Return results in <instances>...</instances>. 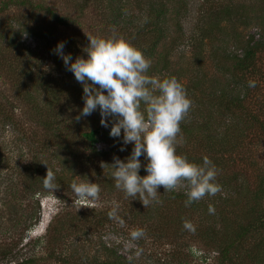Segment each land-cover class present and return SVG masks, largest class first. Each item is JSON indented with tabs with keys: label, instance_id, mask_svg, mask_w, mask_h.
<instances>
[{
	"label": "rangeland",
	"instance_id": "rangeland-1",
	"mask_svg": "<svg viewBox=\"0 0 264 264\" xmlns=\"http://www.w3.org/2000/svg\"><path fill=\"white\" fill-rule=\"evenodd\" d=\"M4 1L9 3L2 9ZM109 1L0 0V29H7L9 34L17 38L21 47L32 51L29 63L38 69L42 81L32 84L29 90L37 97L38 104L46 109L45 113L54 106L62 118L71 121L84 104L82 97L68 96L69 89H72L70 84L77 83L82 88L83 85L76 81L71 71L66 70L63 60L53 53L58 42H65L64 52L71 54L73 60L77 56L87 55L83 52L89 43L86 33L96 37H123L143 51L150 37L137 33L134 23L141 22L132 21L136 16L142 17L141 14H145L152 1L167 2L120 0L123 16L117 20L125 18L126 21L118 24L115 23V14L118 12H112L108 6ZM183 3V36L174 30V22L170 20L168 25L173 32L157 46V53L151 56L143 51L145 57L151 60L147 74L151 75L150 71H153L152 67L161 58L169 38L174 33L176 37H181L172 50L170 60L173 76L185 86L192 100L189 114L182 122L188 123L194 129V134L189 138L182 131L184 142L178 145L191 155L208 158L219 155L203 141L207 133L217 134L226 127L233 128L237 122L253 120L255 125H251L245 137H240L239 142L234 138L237 145L232 142V149L227 153L230 158L226 157L227 161L223 159L224 164L216 165L219 170L216 182L222 186V192L204 198L211 205L225 208L229 218H232L233 210L241 218V206L225 204L223 196H236L234 188L240 183L252 191L259 182V176L264 175V50L258 53L255 68L244 75L234 68L235 62L229 55L241 53L237 41L240 44L250 37L264 39V0H183ZM169 4L174 9L178 2L170 0ZM221 5L248 6V17H241L245 11L233 13L230 17L222 14L214 17L213 13L219 14ZM43 6L52 8L67 22L52 16ZM220 17V25L214 26ZM203 35L206 37L201 42L200 37ZM6 45L7 42L0 38L1 49ZM11 56V60L17 57L14 52H11ZM153 74L161 80L171 77L165 71L160 75L155 72ZM24 79L19 71L13 75L0 70V264H15L16 261L28 258L27 264H94V260L111 261L113 257L105 253V245L116 247L119 254L132 259L134 264H163L161 260L165 258L172 264H216V253L195 237L196 233L192 236L188 233L182 235V227L176 223H172V227L164 233L158 225L160 222L147 217L146 210L150 206L146 209L138 202L139 199H126L123 191L106 188L104 181H114L110 173L113 170H108L111 166H101L105 164L102 157L89 156L88 148H82L86 157L83 154L78 159L69 156L71 171L66 167L63 174L65 178L73 176L78 183L88 179L92 183L101 184L100 198L91 207L81 206V201L72 189L41 193L31 190L28 193L23 165L40 152L41 143L37 142L49 139L51 134L32 119V103L17 94L16 85H26ZM249 81H255L254 88L248 86ZM223 88L241 90L244 106L231 105L227 108L226 103L218 97L219 90ZM7 110H10L13 120L4 125L1 119ZM122 135L120 139L112 138V142L101 139L97 144L98 150L124 160L129 152L120 150ZM129 146L124 147L129 149ZM52 150L46 149L44 154H39L42 158L40 160L43 166L56 162L60 170L59 166L63 165L53 157ZM176 191H187V188L181 187ZM116 204L120 206L119 216L124 221L123 226L108 216ZM92 208H95L93 213L96 217L104 220L103 223L98 221L97 226L89 221L88 215L92 213ZM177 209L178 202H169L165 207V211L175 213L176 216ZM160 210L163 212L164 208ZM60 228L61 235L58 236ZM135 229H144L146 235L133 240L130 234ZM5 243H8L6 251L10 249V243L17 244L13 255L4 256ZM180 251L186 254L182 263L177 258Z\"/></svg>",
	"mask_w": 264,
	"mask_h": 264
},
{
	"label": "trees",
	"instance_id": "trees-1",
	"mask_svg": "<svg viewBox=\"0 0 264 264\" xmlns=\"http://www.w3.org/2000/svg\"><path fill=\"white\" fill-rule=\"evenodd\" d=\"M84 1L86 2L88 0ZM169 1L170 0H167V2L152 1L148 4L145 14H141L142 17L136 16V18L132 21L141 22L140 24L134 23V26L137 27V33H141L147 38L150 37V42L147 48L145 50L143 49V51L151 56H154L157 53V46L162 42V40H166L168 36L172 34L173 29H171L168 25L170 20H172V23L174 22V30L177 31L181 37L183 36V27L181 24V14L185 7L183 0H177L178 4L174 9L170 7ZM8 3V1H4L2 9L7 7ZM122 5L123 4L120 2V0H110L108 3V6L111 7L112 12H118V14H115V23L118 24H120L122 21H126L125 18L119 21L117 20L119 16H123V12H120ZM43 7L52 16L60 19V21L64 23L67 22L66 18L62 19V17H59L52 8L48 6ZM242 7L240 5H221L218 9L219 14L213 13V16L215 17L222 14L224 16L230 17L233 13H241L245 11L246 13H241V17L246 19L248 17L247 9H249V7L245 6L244 10ZM124 15H126V13ZM145 17L147 18V23H144ZM241 17L240 20L244 21V19ZM221 20L222 19L220 17L214 26L218 27ZM11 26H13L12 23ZM181 37H176V33H174V35L169 38V42L161 52V58H159L157 64L152 67L153 71H150V76L154 77L155 74H153V72L160 75L162 71H165L170 74L169 76L173 77L174 74L172 72L170 55L172 50L176 47V42H178ZM205 37L206 36L204 35L200 37V41L203 42ZM0 38L7 42V45L3 49L0 47V70H5L8 74L11 73L13 75L19 71L20 75L25 77L24 82L26 85H16L18 86L16 87L17 94H19L23 100H27L32 103V119L43 125L51 134L49 139H43V142H37L38 144L41 143L39 144L40 152L38 155H34L33 159L30 160L29 163L23 165L26 191L28 193H30L31 190H34L35 193L48 191L43 187V177L46 175L47 166H43L40 160L42 159L40 157L41 155H39L44 154V150L46 149L52 148L53 150L51 151V154L56 159V161H58V163L63 165L59 166L60 170L57 169L56 162H52L51 165L48 166L56 175V183L60 185L58 191L61 189H71L72 183L79 184L78 180H76L73 176L65 178L63 173L66 172V170H64L66 167H68L67 170L71 171L69 164L71 159L69 156L78 159L82 158L83 154L86 157V154L82 150L83 147L88 148L89 156L102 157L105 160V166H110L107 164H111L113 162L115 155H109L106 152L98 150L97 144L99 141H101V139H104L103 141L112 142V137L109 135L111 129V118H109V126L106 128L100 123L101 117L99 116L98 110L93 112L90 116L80 119L79 122L75 121V119L70 121L66 120L67 118H62L61 114L58 113L55 108H53L54 106H51V108H49V110L45 113V108L43 109L42 106L38 104L37 97L35 95L33 96L32 91L29 90V87H31L32 84H38V82L42 81L40 80L41 77L38 75V69L32 67L29 63L32 51L25 50V48L21 47L20 43L17 41V38L12 34H9L7 29H0ZM237 44L238 48L241 49V53H236L229 56L235 62L234 68L241 72V75H244L246 72L255 68L258 53L264 50V39H255L254 37H250L244 43L240 42L239 44V41H237ZM11 52H14L17 56L12 58V60L10 58L12 57ZM24 62L26 63L25 65H23ZM70 85L72 89H69V98L82 97L83 99L82 86H78L77 83H72ZM232 86L234 85L232 84ZM219 92L220 93L218 94V97H220L221 102L226 103L227 108L231 107V105L241 107L244 106L241 97V90L238 91L236 88V90L233 91L228 88H223L220 89ZM34 102L37 103L34 104ZM48 106L50 105L48 104ZM82 108L83 106L80 107L79 112L82 110ZM0 110H2L1 105ZM252 118H255L257 121L255 116H252ZM1 120L3 121L4 125L13 120L10 110L3 112ZM248 121L250 122H247V120H243L239 123L237 122L236 124H233V128L226 127L223 132L221 131L217 134L207 133V136L203 138V141L210 149L220 153L219 155H211V157H209V159L213 157L212 161L215 165L224 164L223 159L226 160V157L230 158V155L227 153L232 149V142L237 145V142L234 138H237L239 142L242 137L246 136L247 131L252 128L251 125H255L252 122L253 120L250 119ZM182 131L186 133L189 138H191V136L194 134V129L185 122H181V132ZM131 146L133 145L130 144L129 149L125 148V151L129 152L125 159L132 152L133 147ZM177 153L187 156L190 161L197 164L203 163V156L200 157L191 155L183 148L177 147ZM140 160L142 165L147 163V160L144 156H141ZM108 170L113 169L110 168ZM139 171L140 175L147 174L146 169L143 166ZM85 182L91 181L85 179ZM103 184L106 188H110L111 190H115L116 188L115 180H106ZM243 185L244 184L240 183L234 188L236 196H223L225 204L233 203L235 207L241 206V218L235 210L232 211V218H229L227 215V210H225V208L221 209L220 206H216V204L212 205L215 208V213L210 214L209 205H211V203L205 199H202L199 202H194L191 204V206L186 207V191L174 190L171 192H164L163 187L158 189L160 192L159 200L161 201L162 206L154 202L150 205V208L146 210V215L149 219H156L157 222H160L158 225L161 229L163 228L164 233L169 227H172V223H176L178 226L182 227V235L188 233L192 236L194 235L193 233L183 228L185 220L192 222L196 226L195 233L197 235L195 237L202 240L210 250H213L216 253V264H264V175L259 176V182L252 191L246 188L247 185ZM237 196L238 198H236ZM169 202H178L177 216L175 213L173 214L165 211V207L169 205ZM161 208H164L163 212L160 210ZM94 209L95 208H92V213H90L93 215L89 214L88 217L90 218L89 221L97 226L98 224L96 225V223H98V221L103 223L104 220H102L100 217H96V214L93 213ZM57 233L58 236L59 234L61 235V228ZM58 236H55V238L58 239ZM180 237L181 236H179V238ZM7 245L8 243L4 244V256L13 255L15 253V247L17 244L10 243V249L6 251L5 246ZM104 249L105 253L108 254L109 257H113V259L111 261L109 259H106V261L94 260L92 263L134 264L132 259H128L119 254L116 247L109 248L105 245ZM180 253H178L177 258H179V262L182 263V261L185 260L186 254L182 251H180ZM167 259L168 258L161 260L163 261V264H172L171 261L169 262ZM27 263H29V258L15 262V264Z\"/></svg>",
	"mask_w": 264,
	"mask_h": 264
},
{
	"label": "clouds",
	"instance_id": "clouds-1",
	"mask_svg": "<svg viewBox=\"0 0 264 264\" xmlns=\"http://www.w3.org/2000/svg\"><path fill=\"white\" fill-rule=\"evenodd\" d=\"M147 22L145 17L144 23ZM86 36L89 41L83 48L86 56H77L73 60L71 54H65L63 41L57 43L53 53L83 85L84 104L75 120L79 122L99 110L103 127L109 126L111 118L109 135L112 138L120 139L123 133L120 150L124 151L128 144L133 145L125 160L114 156L113 162L107 164L113 169L115 187L124 192L126 199H139L146 209L154 202L161 203L160 187L164 192L186 187V207L206 196L221 193L222 186L216 182L219 170L211 159L205 156L203 163L197 164L177 153L178 145L184 142L181 122L192 107L185 86L174 76L163 80L149 76L151 60L129 40L115 36L96 37L88 33ZM248 86L254 88L255 81H249ZM141 156L147 160L145 165L141 163ZM142 166L146 175H140ZM185 181L187 183L182 184ZM43 187L53 192L60 188L48 165ZM71 189L81 206L86 207L98 201L102 191L100 185L92 182L72 183ZM119 211L120 206L116 204L108 216L123 226ZM209 213H215L214 206L209 205ZM183 228L193 234L196 231V226L187 220ZM130 235L133 240H139L146 232L135 229Z\"/></svg>",
	"mask_w": 264,
	"mask_h": 264
}]
</instances>
